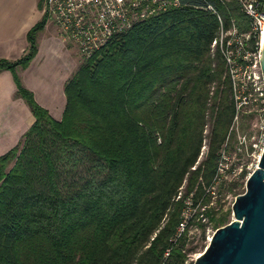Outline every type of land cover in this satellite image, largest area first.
Returning <instances> with one entry per match:
<instances>
[{
    "label": "trees",
    "instance_id": "1",
    "mask_svg": "<svg viewBox=\"0 0 264 264\" xmlns=\"http://www.w3.org/2000/svg\"><path fill=\"white\" fill-rule=\"evenodd\" d=\"M206 5L224 28L248 29L235 0H181L86 60L64 85L60 120L15 74L34 57L45 15L19 60L0 59L34 117L0 156V264L184 263V238L174 241L183 201L213 184L236 112L227 65L218 49L211 57L219 22ZM82 161L88 173L68 182Z\"/></svg>",
    "mask_w": 264,
    "mask_h": 264
},
{
    "label": "rangeland",
    "instance_id": "2",
    "mask_svg": "<svg viewBox=\"0 0 264 264\" xmlns=\"http://www.w3.org/2000/svg\"><path fill=\"white\" fill-rule=\"evenodd\" d=\"M40 4L42 7V0ZM40 11L42 12L41 8ZM68 44L76 56L77 70L86 60L71 42ZM214 52L215 49L210 52L211 57L214 56ZM234 66L231 73L228 66L227 70L233 79L232 96L236 102V112L220 150L215 180L200 199L193 201L190 199V194L189 198L183 201L184 205L180 212V219L184 215L189 218L186 228L180 235L177 233L174 239L176 241L179 236L184 238L181 240L183 250L186 252V260L183 264H193L195 257L208 245L212 231L217 225H226L233 220L232 201L245 191L246 178L256 168L258 156L264 147V81L259 64L252 56H249L248 59L238 61ZM207 131L206 125L203 134L206 135ZM206 151L207 141L204 138L197 158L198 163L203 159ZM13 160H15L14 157L8 160L7 169L11 167ZM87 171V163L82 161L66 179L72 182L74 179L84 177ZM61 174L62 178H65V175ZM180 189L182 190L178 196L184 191L183 186ZM221 215H226L225 221L215 225L216 219Z\"/></svg>",
    "mask_w": 264,
    "mask_h": 264
},
{
    "label": "crops",
    "instance_id": "3",
    "mask_svg": "<svg viewBox=\"0 0 264 264\" xmlns=\"http://www.w3.org/2000/svg\"><path fill=\"white\" fill-rule=\"evenodd\" d=\"M40 0H0V59L15 62L27 51V32L42 18ZM77 68L76 56L57 28L45 22L36 36V53L15 74L35 102L54 120H60L66 104L64 85ZM34 122L17 96L9 70L0 71V156L15 147Z\"/></svg>",
    "mask_w": 264,
    "mask_h": 264
},
{
    "label": "built area",
    "instance_id": "4",
    "mask_svg": "<svg viewBox=\"0 0 264 264\" xmlns=\"http://www.w3.org/2000/svg\"><path fill=\"white\" fill-rule=\"evenodd\" d=\"M235 2L247 19V30L238 29L234 22L224 28L220 15L206 5L219 22L218 32L210 44L211 51L218 49L230 73L238 61L249 56L259 64L264 31V0ZM180 4L181 0H42L41 9L46 20L57 28L62 40L71 42L82 58L88 60L137 22ZM188 222V216L184 215L178 224L179 235Z\"/></svg>",
    "mask_w": 264,
    "mask_h": 264
},
{
    "label": "water",
    "instance_id": "5",
    "mask_svg": "<svg viewBox=\"0 0 264 264\" xmlns=\"http://www.w3.org/2000/svg\"><path fill=\"white\" fill-rule=\"evenodd\" d=\"M259 65L264 81V36ZM231 210L233 220L217 225L193 264H264V147L256 168L246 178L245 191L233 199Z\"/></svg>",
    "mask_w": 264,
    "mask_h": 264
},
{
    "label": "bare ground",
    "instance_id": "6",
    "mask_svg": "<svg viewBox=\"0 0 264 264\" xmlns=\"http://www.w3.org/2000/svg\"><path fill=\"white\" fill-rule=\"evenodd\" d=\"M263 36H264V31L262 32V34H261V39L263 38ZM210 239V238H209Z\"/></svg>",
    "mask_w": 264,
    "mask_h": 264
}]
</instances>
